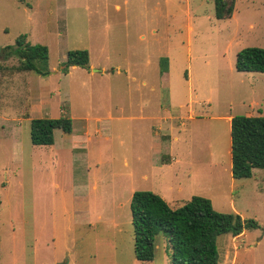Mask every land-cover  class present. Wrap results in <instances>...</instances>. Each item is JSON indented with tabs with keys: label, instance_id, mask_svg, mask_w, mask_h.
I'll return each instance as SVG.
<instances>
[{
	"label": "rangeland",
	"instance_id": "1",
	"mask_svg": "<svg viewBox=\"0 0 264 264\" xmlns=\"http://www.w3.org/2000/svg\"><path fill=\"white\" fill-rule=\"evenodd\" d=\"M20 35L46 45L47 72L0 52V264H173L163 232L135 258L129 206L168 186L179 206L201 195L257 223L218 238V264H264V169L232 177L226 120L264 115V73L235 67L264 45V0L228 19L213 0H0V48ZM71 49L108 72L64 71ZM60 116L70 134L31 143V118Z\"/></svg>",
	"mask_w": 264,
	"mask_h": 264
},
{
	"label": "trees",
	"instance_id": "2",
	"mask_svg": "<svg viewBox=\"0 0 264 264\" xmlns=\"http://www.w3.org/2000/svg\"><path fill=\"white\" fill-rule=\"evenodd\" d=\"M213 1L216 18L232 17L236 0ZM0 52L4 58H17V71L34 70L42 73L46 68L44 73L47 72L46 45H33L27 41L25 35L18 36L14 45L0 48ZM88 60L86 49L68 50L64 71L71 65L87 66ZM161 63L167 64L166 60ZM235 67L239 71L264 73V45L239 50ZM166 68L167 66L164 69ZM55 129L70 134L72 119L65 116L31 118V143L53 144ZM230 142L233 178L251 177L253 168L264 169V115L232 116ZM129 206L134 232V254L140 261L153 259L155 236L163 232L168 238L173 264H218L217 240L221 235L238 236L246 228L258 226L254 220H244L236 212L215 210L210 199L201 195H193L181 206L172 208L159 194L148 190H135Z\"/></svg>",
	"mask_w": 264,
	"mask_h": 264
},
{
	"label": "crops",
	"instance_id": "3",
	"mask_svg": "<svg viewBox=\"0 0 264 264\" xmlns=\"http://www.w3.org/2000/svg\"><path fill=\"white\" fill-rule=\"evenodd\" d=\"M88 62H89V60H88ZM76 66H80V65H71V66H69V67H76ZM68 67V68H69ZM82 67H85L89 72H108V70H103V69H99V71H96V70H94V69H98V68H95L94 66H92V65H87V66H82ZM70 71V69H68V71L67 72H69ZM166 117L169 119V118H171L172 116L170 115V114H167L166 115ZM231 117H232V115H228V116H226V120H227V122H229L230 123V121H231ZM175 139H177V137L176 136H174L173 137V140H175ZM230 145H231V142H230ZM231 147V146H230ZM231 150V149H230ZM231 154V153H230ZM176 155H175V153H174V149H173V151H172V153H171V157H170V160L169 161H167V162H165V163H168L167 165L168 166H172V164H171V161L173 162V163H176ZM173 167V168H172ZM171 168H172V170H171V172H170V176L172 177V178H175L176 177V172H177V169L176 168H179V167H175V165L174 166H172ZM170 182H171V180H170ZM177 191H180L181 190V187H180V185L177 187V189H176ZM170 191H173V187H171V186H168V188H167V190H164L163 191V193H159L160 195H162V198L168 203V205L170 206V207H172L173 205H174V207H172V208H176V207H178L180 204V201H182V200H180V201H177V200H175V199H168V198H166V196L167 197H169V196H171V193H168V192H170ZM193 196V195H192ZM191 197V196H190ZM190 199V198H189ZM187 201V200H186ZM185 201V202H186ZM177 205V206H176ZM55 263H57V262H52V263H50V264H55Z\"/></svg>",
	"mask_w": 264,
	"mask_h": 264
},
{
	"label": "water",
	"instance_id": "4",
	"mask_svg": "<svg viewBox=\"0 0 264 264\" xmlns=\"http://www.w3.org/2000/svg\"><path fill=\"white\" fill-rule=\"evenodd\" d=\"M77 65V64H76ZM94 70H96V71H99V69H94ZM55 264H65L64 262H57V263H55Z\"/></svg>",
	"mask_w": 264,
	"mask_h": 264
}]
</instances>
